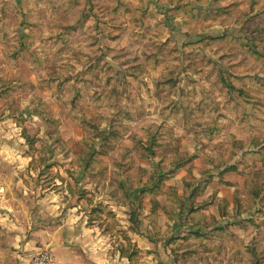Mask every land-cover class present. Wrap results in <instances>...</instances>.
Wrapping results in <instances>:
<instances>
[{
	"label": "rangeland",
	"instance_id": "rangeland-1",
	"mask_svg": "<svg viewBox=\"0 0 264 264\" xmlns=\"http://www.w3.org/2000/svg\"><path fill=\"white\" fill-rule=\"evenodd\" d=\"M1 181L60 264H263L264 0H0Z\"/></svg>",
	"mask_w": 264,
	"mask_h": 264
},
{
	"label": "crops",
	"instance_id": "crops-1",
	"mask_svg": "<svg viewBox=\"0 0 264 264\" xmlns=\"http://www.w3.org/2000/svg\"><path fill=\"white\" fill-rule=\"evenodd\" d=\"M8 186L5 181L0 182V264H28L36 252L28 250L30 243L23 241L15 228L20 218L17 212L10 214L13 207Z\"/></svg>",
	"mask_w": 264,
	"mask_h": 264
},
{
	"label": "built area",
	"instance_id": "built-area-1",
	"mask_svg": "<svg viewBox=\"0 0 264 264\" xmlns=\"http://www.w3.org/2000/svg\"><path fill=\"white\" fill-rule=\"evenodd\" d=\"M28 264H60L51 247L39 248Z\"/></svg>",
	"mask_w": 264,
	"mask_h": 264
},
{
	"label": "trees",
	"instance_id": "trees-1",
	"mask_svg": "<svg viewBox=\"0 0 264 264\" xmlns=\"http://www.w3.org/2000/svg\"><path fill=\"white\" fill-rule=\"evenodd\" d=\"M223 80H225L226 82V87L228 88V90L233 93L234 91H238V89H235V87L229 82L227 77H223Z\"/></svg>",
	"mask_w": 264,
	"mask_h": 264
}]
</instances>
